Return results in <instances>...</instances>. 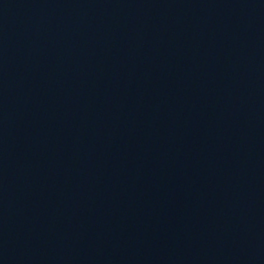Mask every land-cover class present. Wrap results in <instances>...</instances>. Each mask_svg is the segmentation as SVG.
Instances as JSON below:
<instances>
[{
  "label": "water",
  "instance_id": "1",
  "mask_svg": "<svg viewBox=\"0 0 264 264\" xmlns=\"http://www.w3.org/2000/svg\"><path fill=\"white\" fill-rule=\"evenodd\" d=\"M0 264H264V0H0Z\"/></svg>",
  "mask_w": 264,
  "mask_h": 264
}]
</instances>
